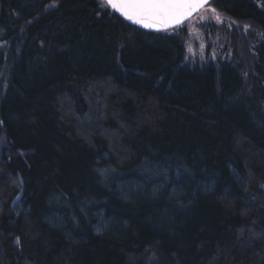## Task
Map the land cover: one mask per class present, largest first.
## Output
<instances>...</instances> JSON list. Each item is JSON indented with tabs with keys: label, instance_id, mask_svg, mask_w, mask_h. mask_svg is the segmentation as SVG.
<instances>
[{
	"label": "trees",
	"instance_id": "obj_1",
	"mask_svg": "<svg viewBox=\"0 0 264 264\" xmlns=\"http://www.w3.org/2000/svg\"><path fill=\"white\" fill-rule=\"evenodd\" d=\"M211 5L237 49L191 64L182 26L0 0V264H264V0Z\"/></svg>",
	"mask_w": 264,
	"mask_h": 264
},
{
	"label": "rangeland",
	"instance_id": "obj_2",
	"mask_svg": "<svg viewBox=\"0 0 264 264\" xmlns=\"http://www.w3.org/2000/svg\"><path fill=\"white\" fill-rule=\"evenodd\" d=\"M51 7L52 5L48 8ZM213 8L216 9L210 4L182 26L187 51L186 59L191 64H204L227 57L232 58L237 49L235 45L240 38L239 33L237 35L235 32L238 31V26L216 9L221 17V21H217L216 14L211 11ZM243 27V34L250 33L247 26Z\"/></svg>",
	"mask_w": 264,
	"mask_h": 264
},
{
	"label": "snow or ice",
	"instance_id": "obj_3",
	"mask_svg": "<svg viewBox=\"0 0 264 264\" xmlns=\"http://www.w3.org/2000/svg\"><path fill=\"white\" fill-rule=\"evenodd\" d=\"M206 5L209 0H101L102 7L132 24L156 31L179 29L194 11ZM211 11L216 14L217 21H221L217 10Z\"/></svg>",
	"mask_w": 264,
	"mask_h": 264
},
{
	"label": "water",
	"instance_id": "obj_4",
	"mask_svg": "<svg viewBox=\"0 0 264 264\" xmlns=\"http://www.w3.org/2000/svg\"><path fill=\"white\" fill-rule=\"evenodd\" d=\"M214 0H209V5L213 2ZM209 5H206V6H204L203 8H200V9H197L196 11H194L193 13H192V15L184 22V24H186L188 21H190L192 18H194L197 14H199L202 10H204L206 7H208ZM118 14V13H117ZM119 15V14H118ZM122 19H124L122 16H120ZM125 20V19H124ZM126 22H128L129 24H132L130 21H127V20H125ZM183 24V25H184ZM132 25H134V26H136V27H138V28H140V29H142V30H145V31H149V32H167V31H171V30H173V28H169L167 31H164V30H161V31H156V30H154V29H145V28H143V27H140L139 25H135V24H132Z\"/></svg>",
	"mask_w": 264,
	"mask_h": 264
}]
</instances>
